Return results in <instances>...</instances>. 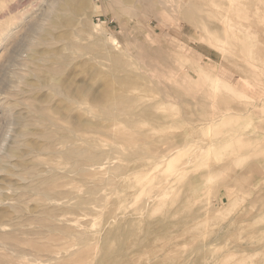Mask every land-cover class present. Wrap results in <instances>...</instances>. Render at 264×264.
Returning <instances> with one entry per match:
<instances>
[{
  "label": "rangeland",
  "instance_id": "374dc122",
  "mask_svg": "<svg viewBox=\"0 0 264 264\" xmlns=\"http://www.w3.org/2000/svg\"><path fill=\"white\" fill-rule=\"evenodd\" d=\"M119 1L0 0V264H264V0Z\"/></svg>",
  "mask_w": 264,
  "mask_h": 264
},
{
  "label": "bare ground",
  "instance_id": "6f19581e",
  "mask_svg": "<svg viewBox=\"0 0 264 264\" xmlns=\"http://www.w3.org/2000/svg\"><path fill=\"white\" fill-rule=\"evenodd\" d=\"M145 1V0H144ZM146 1H148V2H150L151 4L152 3H154V2H156V1H158V3L160 2V3H162V4H165L163 7L165 8V9H168V8H166L167 7V2L168 3H170L171 4V7H175V5L170 1V0H168V1H166V0H146ZM174 1V0H173ZM187 1H189V0H187ZM196 1V0H195ZM199 1V0H198ZM203 1V0H202ZM45 2H47V1H45ZM137 2H138V0H122L121 2L119 1V7H117L118 9L116 10L115 8V17L116 18H118V19H121L122 20V13H129V11L127 10V8L128 7H134L135 9L137 8ZM178 2H181V5H178ZM185 0H176V2L175 3H177V7H175L176 9H178L180 6L182 7V8H184V9H182V15H183V17H185V20H188L189 22L188 23H191L192 25H195L196 26V24L195 23H199V27H200V25L203 23L202 21H201V18H199V17H201V15L199 14V17H195V15L193 14V10L196 8L195 7V4L194 5H192V3L190 4V3H186V5H185ZM207 2V1H206ZM220 2V1H219ZM48 3V2H47ZM117 3V2H116ZM200 4H201V1L199 2ZM262 3V2H261ZM114 4V3H113ZM112 4V5H113ZM156 4V3H155ZM187 4H189V6L187 7ZM204 5H205V3H203ZM208 4V3H207ZM206 4V5H207ZM252 4V3H251ZM117 5V4H116ZM150 5V4H149ZM204 5H202V7L204 6ZM210 5V4H209ZM43 6H45V4L43 5ZM63 6V5H62ZM115 6V5H114ZM157 6V5H156ZM200 6V5H199ZM235 6V5H234ZM257 6V5H256ZM71 7V6H70ZM150 7H151V5H150ZM154 7V6H153ZM168 7H169V5H168ZM201 7V6H200ZM209 7V6H208ZM42 8V7H41ZM53 8V7H52ZM152 8V7H151ZM150 8V9H151ZM204 9L206 8V7H203ZM203 8H202V10H203ZM236 8H237V6H236ZM260 8V7H259ZM130 9V8H129ZM209 9V8H208ZM230 9V8H229ZM234 9V8H233ZM257 9V8H256ZM12 10V9H11ZM50 10V9H49ZM199 10H201V9H199ZM210 10V9H209ZM209 10H205V11H208L209 12ZM216 10V9H215ZM179 12V11H178ZM207 12V13H208ZM211 12V11H210ZM242 12V11H241ZM45 13V12H44ZM48 13V12H47ZM107 13V12H106ZM37 14H39V13H37ZM215 14V13H214ZM264 14V13H263ZM130 15H132V13H130ZM47 16V15H46ZM145 16V15H144ZM210 16H211V13H210ZM210 16H209V18H210ZM241 16V15H240ZM239 16V17H240ZM243 16V15H242ZM241 16V17H242ZM203 17H205V16H203ZM226 17H227V14H226ZM246 17V16H245ZM79 18V17H78ZM182 17H180V19H181ZM37 19V18H36ZM42 19V18H41ZM124 19V18H123ZM205 19V18H204ZM120 20V21H121ZM135 20V19H134ZM151 20H152V17H151ZM219 20V19H218ZM221 20V19H220ZM225 20H226V22H227V19L225 18ZM238 20H239V18H238ZM38 21V20H37ZM119 21V22H120ZM156 21H157V19H156ZM159 21V20H158ZM241 21V20H240ZM40 22V21H39ZM150 21H148V23H149ZM223 22L225 23V21L223 20ZM242 22V21H241ZM121 23V22H120ZM151 23V22H150ZM205 23V22H204ZM202 24L203 26L204 25H206V27H208L207 26V24L205 23V24ZM208 23V22H207ZM70 24V23H69ZM139 24V23H138ZM178 24V23H177ZM209 24V23H208ZM229 24V23H228ZM30 25V24H29ZM40 25V24H39ZM43 25H44V23H43ZM190 25V24H189ZM222 25V24H221ZM224 25V24H223ZM222 25V26H223ZM227 25V24H226ZM33 26V25H32ZM41 26V25H40ZM202 26V28H205L206 29V27L204 26L203 27ZM43 27V26H42ZM184 27V26H183ZM197 27V26H196ZM229 27V26H228ZM249 27V26H248ZM252 27V26H251ZM55 30V29H54ZM193 30H195V29H193ZM226 31H227V29H225ZM43 31V30H42ZM164 31V30H163ZM169 31V30H168ZM188 31V30H187ZM191 31H192V29H191ZM205 31V30H204ZM38 32V31H37ZM41 32V31H40ZM167 32V31H166ZM213 32V31H212ZM216 32V31H215ZM157 33V32H156ZM155 33V34H156ZM200 33V32H199ZM73 34V33H72ZM138 34V33H137ZM44 35V34H43ZM43 35H41V38L43 39ZM186 35V34H185ZM131 36V35H130ZM210 36V35H209ZM192 37V36H191ZM193 38V37H192ZM244 38V37H243ZM41 39V40H42ZM241 39V38H240ZM38 40V39H37ZM166 40V39H165ZM245 40V39H244ZM42 41H45V43L46 42H48V41H46V40H42ZM41 41V42H42ZM101 41V40H100ZM139 41V40H138ZM96 43V42H95ZM100 43V42H99ZM206 43H208V42H206ZM213 43V42H212ZM215 43V42H214ZM47 44V43H46ZM105 44H107V43H105ZM104 44V45H105ZM70 45V44H69ZM73 45H75V44H73ZM175 45V44H174ZM68 46V45H67ZM97 46H99V45H97ZM106 46V45H105ZM214 46V45H213ZM217 47V46H216ZM29 48V47H28ZM23 49H25V48H23ZM116 50V49H115ZM81 52V51H80ZM107 52V51H106ZM120 52H122V51H120ZM27 53V52H26ZM83 53V52H82ZM124 53V52H123ZM174 53V52H173ZM193 53V52H192ZM12 54V53H11ZM80 54V53H79ZM130 55H131V53H129ZM164 54V53H163ZM195 55V54H194ZM193 55V56H194ZM198 55V54H197ZM48 56V55H47ZM56 57H58L57 55H55ZM125 56V55H124ZM131 56H133V55H131ZM176 56V55H175ZM128 57V56H127ZM145 57V56H144ZM199 57V56H198ZM13 58V57H12ZM17 58V57H16ZM161 58V57H160ZM200 58V57H199ZM108 59V58H107ZM135 59V58H134ZM201 59V58H200ZM15 60V59H14ZM59 61H60V59H59ZM85 61V60H84ZM89 61V60H88ZM243 61H245V60H243ZM18 62V61H17ZM87 62V61H86ZM19 63V62H18ZM67 63V62H66ZM180 63V62H179ZM244 64L246 63V62H243ZM61 64H63V62H61ZM180 65V64H179ZM181 66V65H180ZM60 68H63L62 66L60 67ZM76 68V67H75ZM58 70V69H57ZM69 70V69H68ZM166 70V69H165ZM182 70V69H181ZM75 71V70H74ZM167 72V71H166ZM243 72V71H242ZM19 73V72H18ZM62 73V72H61ZM87 74V73H86ZM85 74V75H86ZM148 74V73H147ZM170 74H172V73H170ZM76 75V74H75ZM42 76V75H41ZM148 76V75H147ZM176 76H177V74H176ZM186 76V75H185ZM201 76H202V74H201ZM77 77V76H76ZM94 78V77H93ZM157 78H158V76H157ZM156 78V79H157ZM167 78V77H166ZM73 79V78H72ZM193 79V78H192ZM78 80V79H77ZM90 80V79H89ZM108 80V79H107ZM150 80V79H149ZM205 80V79H204ZM218 80V79H217ZM216 80V81H217ZM63 81V80H62ZM152 81V80H151ZM162 81V80H161ZM3 82V81H2ZM64 82V81H63ZM81 82V81H80ZM84 82V81H83ZM158 82V81H157ZM173 82V81H172ZM219 82V81H218ZM221 82V81H220ZM89 83V82H88ZM145 83H147V82H145ZM164 83V82H163ZM171 83V82H170ZM176 83V82H175ZM174 83V84H175ZM187 83V82H186ZM221 83H223V81L221 82ZM70 84V83H69ZM109 84V83H108ZM142 84V83H141ZM148 84V83H147ZM152 84V83H151ZM155 84V83H154ZM219 84V83H218ZM217 84V85H218ZM82 86H83V84H81ZM87 85V84H86ZM133 85H134V83H133ZM161 85V84H160ZM176 85V84H175ZM177 85H179V84H177ZM183 85H184V83H183ZM217 85H216V87H217ZM224 85V84H223ZM105 86V85H104ZM138 86V85H137ZM143 86V85H142ZM164 86V85H163ZM166 86V85H165ZM180 86V85H179ZM220 86V85H219ZM87 87V86H86ZM88 87H89V85H88ZM156 87V86H155ZM178 87V86H177ZM215 87V86H214ZM215 87V88H216ZM226 87H228L227 86V84H226ZM7 88V87H6ZM62 88V87H61ZM147 88V87H146ZM163 88V87H162ZM179 88V87H178ZM229 88V87H228ZM69 89V88H68ZM105 89V88H104ZM145 89V88H144ZM182 89V88H181ZM218 89V88H217ZM227 89V88H226ZM61 90V89H60ZM100 90V89H99ZM112 90V89H111ZM168 91H169V89H167ZM171 90V89H170ZM174 90V89H173ZM179 90V89H178ZM235 90V89H234ZM58 91V90H57ZM153 91V90H152ZM165 91V90H164ZM184 91V90H183ZM240 91V90H239ZM238 91V92H239ZM68 92V91H67ZM170 92V91H169ZM179 92V91H178ZM236 92H237V90H236ZM255 92V91H254ZM2 93V92H1ZM111 93V92H110ZM214 93V92H213ZM133 94V93H132ZM185 94H186V92H185ZM259 94V93H258ZM92 95V94H91ZM163 95V94H162ZM166 95V94H165ZM164 95V96H165ZM232 95V94H231ZM138 96H140V94L139 95H137V97ZM164 96H162V97H164ZM167 96V95H166ZM178 96V95H177ZM220 96V95H219ZM53 97V96H52ZM159 97V96H158ZM176 97V96H175ZM211 97V96H210ZM77 98V97H76ZM89 98V97H88ZM168 98V97H167ZM206 98H207V96H206ZM208 98H209V96H208ZM139 99V98H138ZM161 99V98H160ZM159 99V100H160ZM215 99V98H214ZM221 99V98H220ZM104 100V99H103ZM151 100V99H150ZM164 100H165V97H164ZM173 100V99H172ZM181 100V99H180ZM50 101V100H49ZM145 101V100H144ZM166 101H168L167 99L165 100V102ZM171 101V100H170ZM195 101V100H194ZM205 101H206V99H205ZM209 101V100H208ZM88 102V101H87ZM173 102V101H172ZM196 102V101H195ZM211 102V101H210ZM48 103V102H47ZM62 103V102H61ZM104 103V102H103ZM139 103V102H138ZM142 103V102H141ZM167 103V102H166ZM190 103V102H189ZM66 104V103H65ZM82 104V103H81ZM93 104V103H92ZM208 104V103H207ZM215 104H216V102H215ZM226 104V103H225ZM57 105V104H56ZM127 105V104H126ZM167 105V104H166ZM227 105V104H226ZM72 106H74V105H72ZM71 106V107H72ZM142 106H143V104H142ZM151 106H153V105H151ZM156 106V105H155ZM211 106V105H210ZM255 105H253V107H254ZM37 107V106H36ZM99 107V106H98ZM109 107V106H108ZM125 107H127V106H125ZM135 107V106H134ZM137 107V106H136ZM259 107V106H258ZM70 108V107H69ZM87 108V107H86ZM100 108V107H99ZM155 108V107H154ZM159 108V107H158ZM213 108H214V106H213ZM217 108V107H216ZM257 108V107H256ZM85 109V108H84ZM221 109V108H220ZM247 109V108H246ZM60 110V109H59ZM68 110V109H67ZM81 110V109H80ZM100 110H102V109H100ZM114 110V109H113ZM116 110V109H115ZM229 110V109H228ZM248 110H249V108H248ZM46 111V110H45ZM49 111V110H48ZM131 111V110H130ZM154 111V110H153ZM213 111V110H212ZM217 111V110H216ZM219 111H221V110H219ZM230 111V110H229ZM60 112V111H59ZM118 112H120V111H118ZM124 112V111H123ZM152 112V111H151ZM228 112V111H227ZM227 112H223V114L224 113H227ZM232 112V111H231ZM241 112V111H240ZM246 112H247V110H246ZM263 112V111H262ZM67 113V112H66ZM108 113V112H107ZM112 113V112H111ZM110 113V114H111ZM183 113V112H182ZM230 113V112H229ZM259 113V112H258ZM76 114V113H75ZM115 114V113H114ZM120 114V113H119ZM195 114V113H194ZM214 114V113H213ZM237 115H238V113H236ZM241 114V113H240ZM239 114V115H240ZM13 115V114H12ZM17 115V114H16ZM90 115V114H89ZM196 115V114H195ZM216 115V114H215ZM225 115V114H224ZM43 116H44V118L45 119H48V120H51V116H49L47 113H45V114H43ZM113 116H115V115H113ZM150 116V115H149ZM223 116V115H222ZM54 118V117H53ZM67 118V117H66ZM98 118V117H97ZM201 118V117H200ZM217 118V117H216ZM215 117H214V119H216ZM232 118V117H231ZM88 119L90 120V117L88 116ZM115 119V118H114ZM213 119V120H214ZM233 119H234V117H233ZM109 120V119H108ZM224 120H225V118H223L222 119V121H221V123L222 122H224ZM33 121V120H32ZM79 121V120H78ZM77 121V122H78ZM147 121V120H146ZM233 120L231 119V122H232ZM74 122V121H73ZM84 122V121H83ZM82 122V123H83ZM138 122H139V120H138ZM151 122H152V120H151ZM187 122V121H186ZM209 122V121H208ZM226 122V121H225ZM66 123V122H65ZM65 123H63V124H65ZM81 123V122H80ZM79 123V124H80ZM81 123V124H82ZM93 123V122H92ZM99 123V122H98ZM149 123V122H148ZM162 123V122H161ZM190 123V122H189ZM210 123V122H209ZM229 123H230V121H229ZM228 123V124H229ZM61 124V123H60ZM96 124V123H95ZM113 124V123H112ZM117 124V123H116ZM127 124V123H126ZM153 124V123H152ZM155 124V123H154ZM230 124H232V123H230ZM71 125V124H70ZM85 125V124H84ZM99 125V124H98ZM123 125V124H122ZM125 125V124H124ZM185 125V124H184ZM217 126V125H216ZM216 126L214 127V128H216ZM219 126V125H218ZM139 127V126H138ZM156 127V126H155ZM111 128V127H110ZM160 128V127H159ZM201 128V127H200ZM175 129V128H174ZM183 129V128H182ZM209 129H211L210 127H209ZM113 130V129H112ZM161 130V129H160ZM115 131V130H114ZM146 131H149V130H146ZM170 131V130H169ZM208 131V130H207ZM212 131V130H211ZM195 132V131H194ZM201 133V132H200ZM99 134V133H98ZM160 134V133H159ZM159 134H158V136H159ZM131 136V135H130ZM250 136V135H249ZM162 137V136H161ZM167 137V136H166ZM113 138V137H112ZM122 139V138H121ZM125 139V138H124ZM150 139V138H149ZM71 140V139H70ZM253 141V140H252ZM131 142H132V140H131ZM231 142V141H230ZM75 143V142H74ZM86 143V142H85ZM126 143V142H125ZM128 143V142H127ZM228 144V143H227ZM230 145H231V143H229ZM228 144V145H229ZM259 144V143H258ZM53 145H54V143H53ZM252 145H253V143H252ZM125 146V145H124ZM172 147H173V145H171ZM255 146V145H254ZM85 148V147H84ZM257 148H259V147H257ZM88 149V148H87ZM126 149V148H125ZM131 149V148H130ZM133 149V148H132ZM143 149V148H142ZM185 150H186V148H184ZM17 150V149H16ZM134 150V149H133ZM177 150V149H176ZM175 150V151H176ZM72 151V150H71ZM89 151V150H88ZM118 151V150H117ZM140 151V150H139ZM178 151V150H177ZM182 150H179V152H181ZM184 151V150H183ZM11 152V151H10ZM14 152V151H13ZM29 152V151H28ZM185 152V151H184ZM35 153V152H34ZM7 154V153H6ZM137 154V153H136ZM180 154L181 153H178V154H176V156H174L173 155V157H171L170 158V161L168 162V164H169V169L168 170H172L174 167H178L177 165H180L179 164V162H178V164L175 166V164H176V161H178L179 160V158H178V156H180ZM183 154V153H182ZM13 155V154H12ZM17 155V154H16ZM56 155V154H55ZM169 155V154H168ZM249 155V154H248ZM139 156V155H138ZM141 156V155H140ZM139 156V157H140ZM182 156V155H181ZM184 157V155L182 156V158ZM88 158H90V157H88ZM135 158H137V157H135ZM168 158V157H167ZM181 158V159H182ZM162 159V158H161ZM180 159V160H181ZM93 160V159H92ZM134 160V159H133ZM137 160H138V158H137ZM167 160V159H166ZM200 160V159H199ZM204 160V159H203ZM243 160H245V159H243ZM12 161V160H11ZM98 161V160H97ZM160 161V160H159ZM123 162V161H122ZM162 162V161H161ZM206 162V161H205ZM243 162V161H242ZM68 163V162H67ZM151 163V162H150ZM71 164V163H70ZM163 164V163H162ZM241 164V163H240ZM148 165V164H147ZM120 166V165H119ZM146 166V165H145ZM152 166V165H151ZM154 166V165H153ZM186 168V167H185ZM70 169V168H69ZM149 169V168H148ZM179 169H180V167L178 168V171H179ZM183 169L184 168H182V171H183ZM194 169V168H193ZM198 169V168H197ZM233 169V168H232ZM133 170V169H132ZM145 170V169H144ZM177 170V169H176ZM191 170V169H190ZM63 171V170H62ZM90 171V170H89ZM151 171V170H150ZM181 171V172H182ZM193 171V170H192ZM68 172V171H67ZM106 172V171H105ZM191 172V171H190ZM196 172V171H195ZM111 173V172H110ZM178 173V172H177ZM64 175V174H63ZM69 175V174H68ZM76 175V174H75ZM115 175V174H114ZM130 175V174H129ZM72 176V175H71ZM119 176H117V178H118ZM137 177V176H136ZM140 177V176H139ZM150 177V176H149ZM167 177H169V176H167ZM154 178V177H153ZM170 178V177H169ZM66 180V179H65ZM174 180V179H173ZM46 181V180H45ZM115 181V180H114ZM116 182V181H115ZM137 182V181H136ZM14 184V183H13ZM72 184V183H71ZM154 184V183H153ZM16 185V184H15ZM133 185V184H132ZM169 185V184H168ZM172 185V184H171ZM1 186V185H0ZM51 187V186H50ZM55 187V186H54ZM171 187V186H170ZM53 188V187H52ZM67 188V187H66ZM152 188V187H151ZM49 189V188H48ZM52 190V189H51ZM137 190V189H136ZM49 192V191H48ZM123 192V191H122ZM41 193V192H40ZM47 194V193H46ZM121 194V193H120ZM15 195V194H14ZM34 195V194H33ZM48 195V194H47ZM145 195V194H144ZM170 195V194H169ZM124 196V195H123ZM170 196H172V195H170ZM47 197V196H46ZM45 197V198H46ZM50 197V196H49ZM119 197V196H118ZM122 197V196H121ZM155 197V196H154ZM7 198H8V196H7ZM123 198V197H122ZM152 198V197H151ZM118 200V199H117ZM175 200V199H174ZM53 202H55V201H53ZM124 202V201H123ZM153 203H154V201H153ZM161 203V202H160ZM136 205H138V204H136ZM147 205V204H146ZM161 206V205H160ZM12 207V206H11ZM72 207V206H71ZM121 207H122V205H121ZM124 208H126V207H124ZM173 209V208H172ZM184 209V208H183ZM120 210H121V208H120ZM16 211V210H15ZM125 211V210H124ZM151 211V210H150ZM45 212V211H44ZM43 212V213H44ZM145 212V211H144ZM57 213V212H56ZM171 213V212H170ZM60 214V213H59ZM63 214V213H62ZM76 214V213H75ZM108 214V213H107ZM158 214V213H157ZM123 215H124V213H123ZM138 215V214H137ZM173 215V214H172ZM167 216V215H166ZM50 217V216H49ZM29 218H30V216H29ZM160 218V217H159ZM140 219V218H139ZM27 220V219H26ZM120 221V220H119ZM119 221H118V223H119ZM142 221V220H141ZM158 221V220H157ZM17 222V221H16ZM134 223V222H133ZM45 224V223H44ZM14 225V224H13ZM24 226V225H23ZM63 226V225H62ZM121 226V225H120ZM65 227H66V225H65ZM59 228V227H58ZM60 228H61V226H60ZM37 229V228H36ZM42 229V228H41ZM45 229V228H44ZM134 229V228H133ZM23 230V229H22ZM38 231V230H37ZM26 232H27V230H26ZM31 233V232H30ZM39 233V232H38ZM46 233V232H45ZM32 234V233H31ZM42 234V233H41ZM110 234V233H109ZM45 235V234H44ZM111 235V234H110ZM28 236H30V235H28ZM2 237H4V236H2ZM32 237V236H31ZM112 237V236H111ZM33 238V237H32ZM36 239V238H35ZM135 239V238H134ZM112 240V239H111ZM108 241V240H107ZM10 243V242H9ZM25 244V243H24ZM139 244H141V243H139ZM11 245V247H12V245L13 244H10ZM19 245V247H21L20 245L21 244H18ZM23 245V244H22ZM15 246H16V248L18 249L19 247H17V244H16V242H15ZM14 246V247H15ZM28 246V245H27ZM30 247V246H29ZM116 247V246H115ZM7 248V247H6ZM22 248V247H21ZM20 248V249H21ZM34 248V247H33ZM4 249V248H3ZM15 249V248H14ZM24 249V248H23ZM138 249V248H137ZM25 250V249H24ZM28 250H29V248H28ZM35 250V249H34ZM135 250H136V248H135ZM19 252V251H18ZM22 252V251H21ZM37 252H39V251H37ZM47 252V251H46ZM131 252V251H130ZM25 253V252H24ZM26 253H29L27 250H26ZM45 253V252H44ZM51 253V252H50ZM46 254V253H45ZM17 255V254H16ZM20 255V254H19ZM18 255V256H19ZM23 255V254H22ZM30 255H31V253H30ZM33 255H36L35 253L33 254ZM44 255V254H43ZM51 255H52V253H51ZM37 256V255H36ZM16 257V256H15ZM53 257H54V255H53ZM20 258V257H19ZM28 258V257H27ZM40 258V257H39ZM41 258H43V257H41ZM24 259V258H23ZM34 259V258H33ZM32 259V260H33ZM38 259V258H37ZM231 259V258H230ZM36 260V259H35ZM48 260V259H47ZM54 260V259H53ZM81 260V259H80ZM217 260V259H216ZM24 261V260H23ZM51 261H52V259H51ZM31 262V261H30ZM39 262H41V261H39ZM38 262V263H39ZM78 262H80V261H78ZM87 262V261H86ZM8 263V262H7ZM16 263H17V261H16ZM32 263H33V261H32ZM32 263H30V264H32ZM52 263V262H51ZM216 263H218V262H216ZM19 264V263H18ZM24 264V263H23ZM85 264V263H84ZM214 264V263H213Z\"/></svg>",
  "mask_w": 264,
  "mask_h": 264
}]
</instances>
